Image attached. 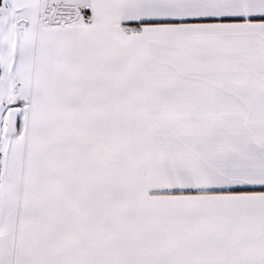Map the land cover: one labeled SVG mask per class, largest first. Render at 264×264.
Wrapping results in <instances>:
<instances>
[{"label":"snow or ice","instance_id":"1","mask_svg":"<svg viewBox=\"0 0 264 264\" xmlns=\"http://www.w3.org/2000/svg\"><path fill=\"white\" fill-rule=\"evenodd\" d=\"M0 264H264V0H0Z\"/></svg>","mask_w":264,"mask_h":264}]
</instances>
